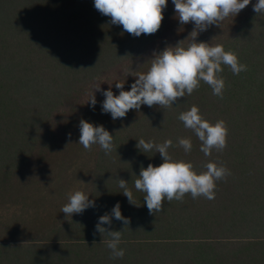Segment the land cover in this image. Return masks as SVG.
<instances>
[{
  "label": "trees",
  "instance_id": "1",
  "mask_svg": "<svg viewBox=\"0 0 264 264\" xmlns=\"http://www.w3.org/2000/svg\"><path fill=\"white\" fill-rule=\"evenodd\" d=\"M254 3L196 38L223 45L246 65L239 74L222 65V95L200 81L172 106L141 105L113 120L101 113L95 87L117 94L115 83L125 82L128 90L154 53L188 37L192 22L179 23L169 0L157 32L135 37L93 0H0V264H264V13L256 14ZM93 91L98 103L90 108ZM193 105L210 123L224 121L223 149L206 156L178 119ZM81 118L113 135L111 152L78 143ZM140 138L171 140L169 156L191 162L197 174L210 161L228 174L214 181L212 199L185 193L149 213L134 181L142 167L163 161L155 149L137 148ZM179 138L191 139L190 151ZM68 161L80 166L71 175L83 173L95 207L58 216L51 210L62 205L42 196L41 186L68 176ZM117 202L128 223L112 218L102 226L121 231L123 257H112L110 237L95 228Z\"/></svg>",
  "mask_w": 264,
  "mask_h": 264
},
{
  "label": "clouds",
  "instance_id": "2",
  "mask_svg": "<svg viewBox=\"0 0 264 264\" xmlns=\"http://www.w3.org/2000/svg\"><path fill=\"white\" fill-rule=\"evenodd\" d=\"M169 0H93V6L101 14L109 16L111 23L122 25L127 33L139 37L141 34H153L160 28L163 20V10ZM251 0H171L174 12L181 24L190 21L193 28L188 37L191 41L185 47L183 41H178L174 46L167 45L158 53H154L150 67L146 72L135 74V80L124 90L123 83H115L118 90L114 94L111 87L101 89L100 85L94 91L101 92L103 100L99 102L102 114H110L115 120L126 116L130 109H140L141 105L172 106L185 94H191L199 87L200 81L207 83L213 95H222L224 80L219 75L223 71L222 65H228L233 74L246 70V65L239 62L237 55L225 50L223 45H212L209 42L197 41L200 32L206 31L212 25H219L229 15L236 16ZM256 14L264 13V0H255L252 4ZM133 71V70H132ZM92 92L89 107L94 108L98 103ZM178 119L186 128H190L202 142L200 150L207 156L213 148L221 150L225 147L227 128L223 120L215 124L202 118L197 106L179 114ZM78 143L84 148L98 144L108 154L113 147V135L101 124H93L81 118L79 121ZM67 136L70 138L71 133ZM178 143L185 152L192 148L190 138H179ZM171 140L155 143L153 140L145 141L140 138L137 148L144 152L155 149L162 157V163L153 166L151 163L146 168L142 167L136 176L134 187L145 193L143 200L149 213L158 212L165 199L181 200L185 193H190L192 198L200 195L208 199L214 197L215 180L228 174V169L214 162L205 165L206 171L199 174L193 169L191 162L173 160L168 154ZM118 187L122 194L132 204L133 193L124 179H117ZM81 184L83 182L78 181ZM89 207H95V201L83 191L75 190L68 196V202L63 205L61 212L70 215L80 214ZM122 220L128 223V218L123 217L120 204L113 205L110 214L105 213L97 218L95 228L103 232L110 239L106 246L111 250L112 257H123L124 249L120 244L121 231L108 230L102 225H111V219Z\"/></svg>",
  "mask_w": 264,
  "mask_h": 264
},
{
  "label": "rangeland",
  "instance_id": "3",
  "mask_svg": "<svg viewBox=\"0 0 264 264\" xmlns=\"http://www.w3.org/2000/svg\"><path fill=\"white\" fill-rule=\"evenodd\" d=\"M74 157L72 158V160ZM80 166H75L73 165L72 161H68L66 166L64 167V171H67V175L65 178L63 177L58 183L55 184H50L47 186H41V195L46 197L47 199L50 200V198L56 197L57 200L56 202H59L57 205H62L60 207H63L68 202V196L75 190H80L83 191L85 194H87V189H86V183H85V177L83 173H81V176L79 178H75L71 175V170L78 168ZM84 172V171H83ZM72 176V177H71ZM71 178H73L71 180ZM83 182L84 184L79 183ZM43 187V188H42ZM59 195L61 197H59ZM62 209V208H61ZM61 209L59 210L57 207L52 208L51 211H55L56 215L61 216V215H66L63 212H61ZM61 214V215H60Z\"/></svg>",
  "mask_w": 264,
  "mask_h": 264
}]
</instances>
